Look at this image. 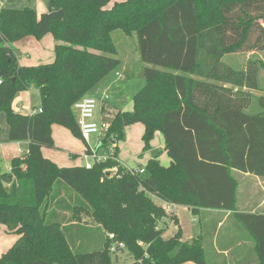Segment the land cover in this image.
<instances>
[{"label":"trees","instance_id":"1","mask_svg":"<svg viewBox=\"0 0 264 264\" xmlns=\"http://www.w3.org/2000/svg\"><path fill=\"white\" fill-rule=\"evenodd\" d=\"M4 1L0 134L5 115L10 141L29 144L10 174L0 159V225L20 236L0 264H209L206 230L186 242L180 228L163 237L169 225L179 226L164 204L188 207L195 216L233 212L264 264V216L237 212L233 176L264 178V96L253 95L264 66L252 59L243 70L223 63L232 54L264 53V0H49L41 15L2 7ZM117 30L138 37L145 87L133 97L132 112L103 106L110 129L96 150L115 160L61 168L42 151L56 149L53 125L82 139L73 107L121 65L112 38ZM48 35L54 62L20 65L14 44ZM31 89L39 91L43 113L15 112L16 96ZM254 101L258 111L251 113ZM135 124L145 127V152L161 133L170 167L158 156L144 174L120 167L119 146ZM113 167L118 171L108 172ZM115 242L125 249L113 254Z\"/></svg>","mask_w":264,"mask_h":264},{"label":"crops","instance_id":"2","mask_svg":"<svg viewBox=\"0 0 264 264\" xmlns=\"http://www.w3.org/2000/svg\"><path fill=\"white\" fill-rule=\"evenodd\" d=\"M12 1V0H11ZM14 2L18 0H13ZM49 2V0H47ZM45 0V6L47 9V5ZM113 3L121 2L123 0H112ZM2 7H10L6 3L5 6ZM45 8V7H44ZM43 8V9H44ZM16 9V8H15ZM39 12H44V10L40 9ZM47 12V11H45ZM38 13V12H37ZM43 14V13H42ZM41 15V13H38ZM33 37H28L23 39L17 43H15L16 48L19 49V46L23 48V46L28 47L34 53V61L36 62L33 65H30L26 60L23 61L19 59V63L22 66H38L42 64H50L55 60V41L52 35L46 36L40 42H34ZM36 41V39H35ZM37 47L35 50L33 48ZM22 54V53H21ZM259 54V53H257ZM255 55V54H253ZM29 56H27L28 58ZM30 56L28 59H31ZM259 77L264 78V74ZM119 76V74H117ZM260 87L261 90L264 91V86ZM34 90V89H31ZM31 90H28L25 93H22L18 100L14 101L13 109L15 112L22 115H29L33 109H37L41 107L40 104L36 105L33 101V95H31ZM38 91V90H37ZM39 92V91H38ZM93 91L89 93L86 97H93L99 100V113L101 117H105L103 114V106L108 105L107 100H105V96L107 94H99L98 97L92 96ZM40 94V93H39ZM94 94V93H93ZM116 107V106H113ZM257 109V107H255ZM251 107L250 109H254ZM116 109L121 110L123 112H132L134 110L133 99L126 107H116ZM97 110V111H98ZM257 111V110H255ZM98 113V112H97ZM97 117V116H96ZM95 117V118H96ZM102 119V118H101ZM97 121V119H96ZM102 121V120H101ZM1 134H0V159L2 163H4L5 169H2V172L5 174L11 173V162L16 158H22L23 152L25 154L24 149L28 152V142H11L9 139V127L7 125V119L5 115L1 117ZM53 139L55 141L56 149H43V156L61 168L67 167H80L84 166L86 163V159L84 154L86 150L90 148H96L102 137L95 136L94 140H97L95 143H92L91 140L87 144L82 139L74 137L71 132L59 125H53ZM70 134H68V132ZM127 138L125 142L120 144V153H119V164L122 168H135L141 169L144 168L147 162L157 155H159L158 160L161 165L164 167H170L172 164V159L168 156L165 151V140L161 133H157L154 141L151 143L152 149L149 151H144V141L143 136L145 134V127L142 124H135L126 129ZM72 136V137H71ZM71 139V140H70ZM66 140L69 143H66ZM141 140V141H140ZM131 141V145L133 151L129 150L128 143ZM134 142V143H133ZM125 147H124V145ZM121 145L123 147L121 148ZM123 149V150H122ZM122 150V151H121ZM157 151V152H156ZM26 152V153H27ZM70 152V153H68ZM132 154L128 158V154ZM78 154L80 159L72 160L75 158V155ZM2 166V165H1ZM233 176L238 182V190H237V212L241 214H250V215H262L264 216V178L240 173L233 172ZM10 186V185H8ZM162 203L160 202V205ZM165 205V204H164ZM185 210L188 211L192 215V221L199 220V226H197L195 232H187L182 223V217L180 212ZM171 213L177 217L179 221V226L175 224L169 225L165 229L164 238L169 239L173 237L179 228L183 232L182 241H190L195 237L202 235L203 230H206V235H208V241L205 245L206 258L209 264H263L261 255L259 254V250L257 248V243L251 234V232L246 229L240 220L234 216L231 211H220V210H201L197 216L192 214V211L188 207L178 206L176 209L171 208ZM250 221V220H249ZM174 228V229H173ZM175 231V233L173 232ZM258 231H261V227L257 226ZM173 234V235H170ZM20 236L16 234V231H10L6 226L0 225V258L6 254L19 240ZM185 264H195V263H185Z\"/></svg>","mask_w":264,"mask_h":264},{"label":"rangeland","instance_id":"3","mask_svg":"<svg viewBox=\"0 0 264 264\" xmlns=\"http://www.w3.org/2000/svg\"><path fill=\"white\" fill-rule=\"evenodd\" d=\"M47 1V0H46ZM6 3L10 6H13L16 9L19 10H24L26 8L29 9H33L38 13H46L45 11H48V1L46 2L47 5V9L45 6V0H36L32 3L27 2L26 0H18L16 2H14L13 0H5L2 3V6H5ZM45 7V8H44ZM44 8V9H43ZM40 9L44 10V12H39L41 11ZM112 38L114 41V44L116 46V49L118 51V54L116 55V59L121 61V65L119 66V68L113 72H111L103 81H101L92 91V96L98 97L99 94H107L109 99L107 100L108 105L110 106H116L119 108L122 107H126L127 105H129V103L132 101L133 97L139 92L141 91L146 84V80H145V75H144V69L146 67V65L143 63L142 59H141V55L138 49V37L136 34H133L131 36L127 35L126 33H124L122 30H117L114 31L112 33ZM34 42H40L38 40ZM14 47L16 48L17 46ZM29 48H31L30 46L25 47L23 46V48L21 46H19L18 53H22L19 57V59H22L23 61H27L28 63H30V65L35 64L36 62L34 61V53H32V51H27L30 50ZM37 47L33 48L34 50ZM93 53H97L94 52ZM27 56H32L31 59H28ZM257 60L259 61L263 66H264V53H259V54H255L253 55V53L250 54H232V55H228L223 59V63H225L227 66H230L236 70H243L245 69V66L248 62V60ZM261 73L260 75H262V73L264 74V67H261ZM117 74H119V76H117ZM260 82L262 83L261 86H264V78L262 79L260 77ZM27 91H23L21 93H19L15 100H18V97L22 94L25 93ZM94 93V94H93ZM31 95H33V101L36 105L40 104L41 101V97L39 92L37 91V89L31 90ZM253 95L255 98L260 97V96H264V91L262 90H256L253 91ZM14 100V101H15ZM115 107V108H116ZM252 107H256L255 101L253 102ZM255 110L258 111V108ZM254 109H249V112H254ZM98 113L96 114V119L97 121H101L104 120L105 122H110V117H101L99 110L97 111ZM102 118V119H101ZM2 130V128H1ZM68 132V131H67ZM68 134H70L68 132ZM99 137H102L101 135H97ZM96 136V137H97ZM72 137V136H71ZM95 136L92 137L91 142L95 143L97 140H94ZM71 140V139H70ZM141 141V140H140ZM66 143H69L68 140H66ZM134 143V142H133ZM131 141H129L128 146H129V150L133 151L132 145H131ZM124 145V143H123ZM123 145H121V148L123 147ZM125 147V145H124ZM123 147V148H124ZM123 150V149H122ZM121 150V151H122ZM25 154L27 152L26 149H24ZM157 152V151H156ZM70 153V152H68ZM23 152V156L25 155ZM78 155V154H75ZM132 154H128V158L131 156ZM159 157V155H157ZM80 159V156H75V158H73L72 160H77ZM1 168L5 169V167L3 166L4 163H2L1 161ZM69 168V167H67ZM157 204H160V202L158 200H155ZM182 210L180 212L181 217H182V223L183 226L185 227V229L187 230V232H195L197 226H199V220L197 219L196 221H192V215L190 212ZM174 229V228H173ZM175 231L177 230H173V232L175 233ZM88 233L86 234V236L88 237ZM173 235V234H170ZM134 260L129 259L127 260V262L125 264H133Z\"/></svg>","mask_w":264,"mask_h":264},{"label":"built area","instance_id":"4","mask_svg":"<svg viewBox=\"0 0 264 264\" xmlns=\"http://www.w3.org/2000/svg\"><path fill=\"white\" fill-rule=\"evenodd\" d=\"M105 100H108L109 97L105 96ZM99 107V100L93 97H86L82 99L81 101L77 102L73 109L74 112L76 113V118H77V123L80 129L81 137L84 142L87 144L90 142L91 138L93 136L101 135L105 136L110 129V123L105 122L104 120L102 121H96V114L97 110ZM39 113H43V109L37 108L33 109L29 115L34 116ZM89 153L85 152L84 157L87 160L85 163V167L87 169H92L94 164L99 163V162H106L108 160H115V157L113 156L114 154L112 153L111 155H101L98 153L96 148H88ZM87 150V151H88ZM127 171L130 174H144L145 173V168L141 169H135L128 167L126 168ZM118 171L117 167H113L112 169H109L108 172L110 173H116ZM178 206L177 205H168L165 204L164 208L168 213H171V208L176 209ZM109 238L113 241H115V236L114 235H109ZM125 249L124 243L121 242H115L110 251L113 254L119 253V251Z\"/></svg>","mask_w":264,"mask_h":264},{"label":"water","instance_id":"5","mask_svg":"<svg viewBox=\"0 0 264 264\" xmlns=\"http://www.w3.org/2000/svg\"><path fill=\"white\" fill-rule=\"evenodd\" d=\"M21 55V53H18V56H20Z\"/></svg>","mask_w":264,"mask_h":264}]
</instances>
